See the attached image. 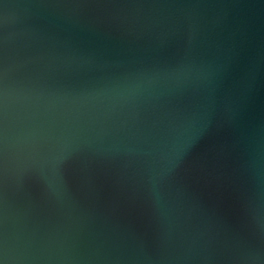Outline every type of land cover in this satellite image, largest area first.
Here are the masks:
<instances>
[{
    "label": "water",
    "instance_id": "water-1",
    "mask_svg": "<svg viewBox=\"0 0 264 264\" xmlns=\"http://www.w3.org/2000/svg\"><path fill=\"white\" fill-rule=\"evenodd\" d=\"M0 264H264V0H0Z\"/></svg>",
    "mask_w": 264,
    "mask_h": 264
}]
</instances>
